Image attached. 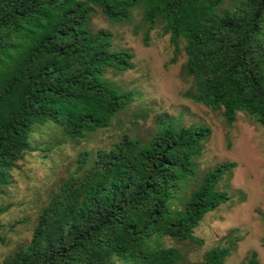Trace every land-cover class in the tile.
<instances>
[{
	"label": "trees",
	"instance_id": "16d2710c",
	"mask_svg": "<svg viewBox=\"0 0 264 264\" xmlns=\"http://www.w3.org/2000/svg\"><path fill=\"white\" fill-rule=\"evenodd\" d=\"M137 8L144 45L160 25L172 59L184 52L182 73L193 83L186 97L228 125L238 112L251 115L264 133V0H0V196L27 154L58 145L59 134L86 140L141 98L109 75L134 68V52L90 26L96 9L129 22ZM210 134L206 124L164 113L147 137L122 132L109 146L78 152L39 207L30 238L0 264H224L237 230L197 261L181 248L203 244L194 229L232 199L219 183L236 163L200 167ZM11 205L0 204V229ZM245 264H258L255 251Z\"/></svg>",
	"mask_w": 264,
	"mask_h": 264
},
{
	"label": "rangeland",
	"instance_id": "374dc122",
	"mask_svg": "<svg viewBox=\"0 0 264 264\" xmlns=\"http://www.w3.org/2000/svg\"><path fill=\"white\" fill-rule=\"evenodd\" d=\"M92 29L105 28L112 34L115 47L134 52V68L110 77L124 88L136 89L141 98L117 114L111 124L77 142L63 137L55 139L54 147L27 154L13 171L12 183L0 196V204L12 205L2 215L0 229V263L30 238L39 207L46 202L57 183L76 165L78 152L85 148L109 146L122 132L147 137L155 129L159 114H168L183 124L202 123L210 126L211 134L199 158L202 169L223 161H234L231 177L224 175L219 186L228 189L232 199L210 211L194 229L203 240L199 246L183 245L188 261H197L204 251L221 241V237L237 230L241 239L224 264H245L251 251L258 264H264V133L253 116L238 112L231 125L220 111L213 112L202 103L185 96L193 87L183 76L185 54L179 51L175 59L169 35L157 25L148 33V45L143 44L146 24L142 11H133L129 22H110L98 9L90 17ZM149 109L147 119L137 118L140 109ZM43 135L40 145L48 140ZM241 191L244 198L241 199Z\"/></svg>",
	"mask_w": 264,
	"mask_h": 264
}]
</instances>
